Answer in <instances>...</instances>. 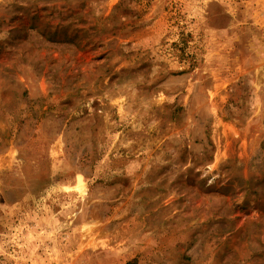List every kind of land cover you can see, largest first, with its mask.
Listing matches in <instances>:
<instances>
[{
  "label": "rangeland",
  "instance_id": "374dc122",
  "mask_svg": "<svg viewBox=\"0 0 264 264\" xmlns=\"http://www.w3.org/2000/svg\"><path fill=\"white\" fill-rule=\"evenodd\" d=\"M0 264H264V0H0Z\"/></svg>",
  "mask_w": 264,
  "mask_h": 264
}]
</instances>
